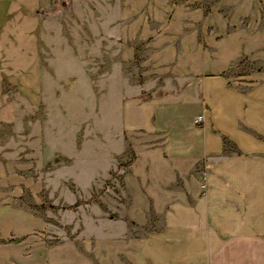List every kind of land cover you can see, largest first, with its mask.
<instances>
[{"label":"crops","instance_id":"crops-1","mask_svg":"<svg viewBox=\"0 0 264 264\" xmlns=\"http://www.w3.org/2000/svg\"><path fill=\"white\" fill-rule=\"evenodd\" d=\"M52 1L0 0V97L12 80L31 106L42 81L53 96L71 76L92 111L115 114L110 160L130 166L91 243L25 244L40 223L16 211L0 264H264V0H73L115 1L93 24L91 71L65 57L76 43Z\"/></svg>","mask_w":264,"mask_h":264},{"label":"rangeland","instance_id":"rangeland-1","mask_svg":"<svg viewBox=\"0 0 264 264\" xmlns=\"http://www.w3.org/2000/svg\"><path fill=\"white\" fill-rule=\"evenodd\" d=\"M47 14L63 19L69 41L76 43L64 51L65 57L69 53L80 62L84 59L91 71L93 24L100 20L108 26L114 20L115 1L53 0ZM101 44L105 73L109 48L104 33ZM53 84L49 93L54 95L45 96L42 81L40 96L29 106L28 98L16 95L17 82H4V96L0 97L4 106L0 111V218L6 220L0 219V233L7 235L5 243L12 244L20 236L9 231L13 221L8 218L16 211L40 223L21 233L26 235L22 238L25 244L43 242L45 232L54 245L66 240L91 243L108 227L110 186L124 185L119 172L130 166L129 161L118 167L110 160L115 114L92 111V98L82 95L71 76ZM103 108L108 106L98 107ZM116 167L120 171L115 174ZM30 252L26 249L27 258ZM86 253L92 256L91 250Z\"/></svg>","mask_w":264,"mask_h":264},{"label":"built area","instance_id":"built-area-1","mask_svg":"<svg viewBox=\"0 0 264 264\" xmlns=\"http://www.w3.org/2000/svg\"><path fill=\"white\" fill-rule=\"evenodd\" d=\"M204 122V117L203 116H198V118L196 119V123L198 125L202 124Z\"/></svg>","mask_w":264,"mask_h":264}]
</instances>
